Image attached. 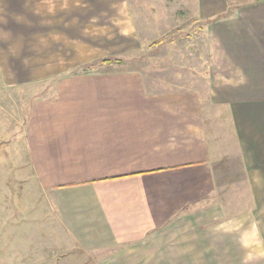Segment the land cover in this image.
I'll return each mask as SVG.
<instances>
[{"label":"crops","instance_id":"0c3cea01","mask_svg":"<svg viewBox=\"0 0 264 264\" xmlns=\"http://www.w3.org/2000/svg\"><path fill=\"white\" fill-rule=\"evenodd\" d=\"M194 2L208 45L204 94L156 90L136 69L71 72L139 46L127 0H0V83L54 88L32 102L24 131L19 180L31 190L4 215L42 239L19 234L2 262L24 264L44 247L41 264H264V220L232 224L219 203L207 125L231 119L264 216V0ZM107 22L113 33L90 25Z\"/></svg>","mask_w":264,"mask_h":264},{"label":"rangeland","instance_id":"374dc122","mask_svg":"<svg viewBox=\"0 0 264 264\" xmlns=\"http://www.w3.org/2000/svg\"><path fill=\"white\" fill-rule=\"evenodd\" d=\"M127 1L137 27L139 46L108 55L113 63H103V57H100L84 64L83 69L77 67L71 72L83 71L87 67L95 71L136 69L145 79L155 83L156 90L167 87L180 90L197 88L204 94L207 86L203 70L207 67L208 45L205 21L198 16L194 0ZM232 5L230 1L229 6ZM90 25L91 28L105 26L106 31L111 33L115 28V24L108 22ZM122 46H125L124 43ZM116 58L122 60V63L116 62ZM53 92L50 80L9 88L0 83V262L6 257L5 244L15 241L19 234H25L26 242L42 239L38 230L31 229L29 223L24 230L14 231L17 227L12 226L17 224L10 221L6 223L4 215L17 209L19 194L31 190V182L27 180L22 183L19 180L20 175L28 174L29 170L21 164L24 160L23 136L30 106L35 99L48 97ZM202 103L203 115H213L215 109L207 110L205 100ZM227 117L222 119L225 126L216 118H211L207 123L210 126L211 141L216 142L217 148L219 203L226 217H233L230 221L232 224L248 222L255 227L254 223H262L264 216L257 213L251 183L238 161L240 155L235 144V127ZM241 211H249V214L237 216ZM5 225L8 226L6 231ZM42 233L47 243L50 233L46 229ZM248 237L259 236L254 232V235L250 233ZM37 251L24 264H41L39 259L44 257L45 249L43 247ZM5 262L2 264H7Z\"/></svg>","mask_w":264,"mask_h":264},{"label":"trees","instance_id":"16d2710c","mask_svg":"<svg viewBox=\"0 0 264 264\" xmlns=\"http://www.w3.org/2000/svg\"><path fill=\"white\" fill-rule=\"evenodd\" d=\"M115 60H116V62L122 63V62H121L122 60H120V59H118V58H116ZM101 61H102L103 63H113L112 58H110L109 56L101 58ZM83 66H84V65L80 66L79 69H80V68L83 69ZM91 69H92V68L87 67V68H85L83 71H88V70H91ZM78 71H79V70H77V72H78ZM77 72H75V73H77ZM79 72H80V71H79Z\"/></svg>","mask_w":264,"mask_h":264}]
</instances>
